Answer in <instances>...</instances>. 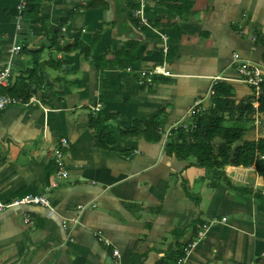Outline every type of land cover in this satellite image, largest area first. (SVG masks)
<instances>
[{"label":"crops","instance_id":"0c3cea01","mask_svg":"<svg viewBox=\"0 0 264 264\" xmlns=\"http://www.w3.org/2000/svg\"><path fill=\"white\" fill-rule=\"evenodd\" d=\"M30 3L41 5L37 27L18 0H0V68L18 43L11 85L36 63L51 84L35 92L40 103L0 110V200L45 194L52 208L0 210V264H178L184 256L187 264H257L264 255V179L257 169L247 172L249 184L239 183L228 174L230 161L228 179L216 180L166 143L178 132H169L174 124H194L189 110L198 98L213 107L209 91L220 81L238 101L252 99V88L235 80L234 54L251 57L264 73V0H145L153 28L136 16L141 0ZM242 29L257 38L253 53ZM77 40L83 50L67 51ZM159 65L172 74L143 72ZM216 76L228 79L215 83ZM99 101L100 112H91ZM158 112V138L122 137L123 128ZM92 118L103 119L112 143H97ZM64 137L69 176L52 187ZM246 138H264V112ZM215 216L228 221L198 239L199 224Z\"/></svg>","mask_w":264,"mask_h":264},{"label":"trees","instance_id":"16d2710c","mask_svg":"<svg viewBox=\"0 0 264 264\" xmlns=\"http://www.w3.org/2000/svg\"><path fill=\"white\" fill-rule=\"evenodd\" d=\"M23 16L33 25H38L43 21L41 5L31 4L29 0ZM75 49L83 50V44L79 40L66 48L67 51ZM46 81L43 65L36 63L32 70L20 76L10 87L0 89V93L28 99L32 89L35 88L39 92L40 86H45ZM215 90V106L194 117L195 128H183L172 135L166 143L167 151L175 154L179 159L190 160L192 163L206 167L216 180H227L225 166L231 161L232 148L239 140H242V144L235 151V162L240 164L256 160L257 171L264 179V159H256L257 152L264 153V138L258 140L246 138L250 126L254 123L255 108L251 103L252 99L238 101L234 97L232 86L226 81L217 83ZM259 100V112L262 113L264 112V93ZM102 120L92 118L91 125L98 129L97 143L105 146L112 143L114 139L112 136L106 139L110 131ZM226 121L233 124L226 125ZM159 127L160 113L158 112L146 121L135 120L130 127L123 128L120 133L124 138L152 135L154 137L157 135L158 138ZM258 198L264 208V195L258 193Z\"/></svg>","mask_w":264,"mask_h":264},{"label":"built area","instance_id":"2783aa9c","mask_svg":"<svg viewBox=\"0 0 264 264\" xmlns=\"http://www.w3.org/2000/svg\"><path fill=\"white\" fill-rule=\"evenodd\" d=\"M19 2V9L20 13H24L29 0H18ZM141 8L136 11V16L139 18L140 22L150 28H153V26L149 23L148 19L144 15V7H145V0H141ZM23 16V15H22ZM21 26L19 25L18 28ZM241 33L243 36H245L251 43L250 46V52L253 53L257 49V38L255 35L248 33L246 30L242 29ZM163 39L165 41L164 46V53L165 55L168 53V36L163 35ZM22 49V46L18 43H15L10 48V53L8 56V59L5 61L3 67L0 68V89H6L10 87L11 85V78L13 75V66H14V58L17 54L20 53ZM234 60L238 62V74L239 77L235 80L242 82L252 88V100L251 103L255 108L254 113V122H258L259 120V105H260V97L264 93L263 89V83H264V73L262 70L261 65L256 62L251 57L249 58H241L239 54H234ZM144 73H149L151 75L156 74H165V75H171L172 73L167 70L164 66L159 65L154 67L152 70H144ZM228 78L222 77V76H216L214 78L215 83L219 82L220 80H227ZM209 93L213 96H216V90L215 87H211ZM38 102L40 103V99L36 95V93H32L28 99L21 96H14L6 93H0V110L4 109L5 107L9 105H25L28 106L32 103ZM213 107L215 106V103L212 104ZM102 103L99 101L96 104L89 105V109L93 113L100 112L102 108ZM209 108L204 105L203 98H198L194 104L191 106L189 110V114L193 117L200 115L204 111L208 110ZM196 125L189 124L186 125L187 128H195ZM183 128L182 122H177L174 124L170 129L169 132L173 131H179ZM168 133V132H167ZM70 149V142L68 138H62L60 140L59 146L55 150V164H56V173L55 176L51 182L52 187H57L59 185V179L60 178H67L69 176V172L67 168L65 167V155L66 150ZM256 159L261 158L264 159V153L257 152ZM232 169L228 171V174L232 179H234L236 182L243 183V184H249L250 181L248 180V171L252 169L251 166L254 167V170L256 168V160L250 162V163H240L237 164L236 162L232 163ZM239 167H242L244 171H239ZM256 186V185H255ZM22 204H39L42 206H46L48 208H52L51 200L49 197L45 194H28L26 196H22L20 198H17L11 202H3L0 200V210H4L6 208L22 205ZM71 220H75L78 222L77 218H73ZM70 221V219L65 218L64 223L67 224V222ZM228 219L226 217H213L209 222L201 223L198 226V239L204 237L207 233V231L210 229V227L218 222H227ZM25 222H29V218L25 217ZM94 235L97 236L99 239H104L106 244L110 243V240L105 238L104 233L102 230H94ZM114 255L120 256V251L115 248L114 249ZM178 264H187V258L186 256L179 259Z\"/></svg>","mask_w":264,"mask_h":264},{"label":"water","instance_id":"95a60500","mask_svg":"<svg viewBox=\"0 0 264 264\" xmlns=\"http://www.w3.org/2000/svg\"><path fill=\"white\" fill-rule=\"evenodd\" d=\"M46 77H47V84L50 85V84H51V81H50V79H49V75L46 74ZM32 92L35 93L36 90L33 89ZM242 142H243L242 140H239V141L237 142V144L232 148V151H231V162H232V163L235 162V151H236V148H237L238 146H240V145L242 144ZM256 260H257V264H264V255L257 257Z\"/></svg>","mask_w":264,"mask_h":264}]
</instances>
